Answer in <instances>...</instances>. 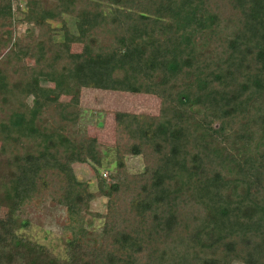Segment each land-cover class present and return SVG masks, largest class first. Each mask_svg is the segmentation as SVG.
<instances>
[{"label":"trees","instance_id":"obj_1","mask_svg":"<svg viewBox=\"0 0 264 264\" xmlns=\"http://www.w3.org/2000/svg\"><path fill=\"white\" fill-rule=\"evenodd\" d=\"M14 5L0 0V207L51 200L71 221L62 259L0 218V264H264V0ZM84 88L161 102L115 113L106 177ZM76 164L93 166L97 190ZM100 197L105 214L91 209Z\"/></svg>","mask_w":264,"mask_h":264},{"label":"rangeland","instance_id":"obj_2","mask_svg":"<svg viewBox=\"0 0 264 264\" xmlns=\"http://www.w3.org/2000/svg\"><path fill=\"white\" fill-rule=\"evenodd\" d=\"M27 0H15V8L24 7ZM13 31V30H12ZM15 34L30 40L36 34V29L27 24H19ZM81 46L75 45L74 52H80ZM64 100L70 99L64 97ZM160 99L145 94H132L84 88L81 91L82 121L90 134L97 137L100 143V152L103 157L104 167L100 172L104 177L108 170L116 166V132L115 113L126 111L156 115L160 111ZM126 162L130 172L139 173L144 170V161L141 156H127ZM75 171L80 180L89 181L92 189L97 190V178L91 164H76ZM107 197L97 198L92 202L93 212L105 214L107 212ZM0 218L9 219L19 224L17 230L20 236L32 242L46 246L55 256L67 258V236L70 219L67 209L47 200L39 208L26 207L23 212L16 213L0 207ZM85 224L89 230H101L104 218L91 215L85 217ZM233 264H241L234 262Z\"/></svg>","mask_w":264,"mask_h":264}]
</instances>
